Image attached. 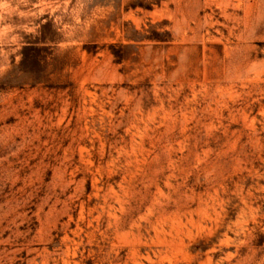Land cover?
Segmentation results:
<instances>
[{
  "label": "rangeland",
  "instance_id": "1",
  "mask_svg": "<svg viewBox=\"0 0 264 264\" xmlns=\"http://www.w3.org/2000/svg\"><path fill=\"white\" fill-rule=\"evenodd\" d=\"M0 264H264V0H0Z\"/></svg>",
  "mask_w": 264,
  "mask_h": 264
}]
</instances>
